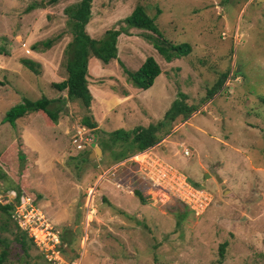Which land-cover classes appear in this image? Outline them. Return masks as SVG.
I'll use <instances>...</instances> for the list:
<instances>
[{
    "label": "rangeland",
    "instance_id": "obj_1",
    "mask_svg": "<svg viewBox=\"0 0 264 264\" xmlns=\"http://www.w3.org/2000/svg\"><path fill=\"white\" fill-rule=\"evenodd\" d=\"M74 1L0 0V153L12 161L0 162L6 170L0 202L13 201L10 190L22 179L41 194L33 201L30 193L21 195L30 204L17 225L33 243L25 253L9 240L7 262L264 264V105L258 98L264 94V0H91L85 24L91 37L124 26L123 18L140 4L163 38L188 42L190 51L165 61L142 37L149 31L127 28L117 36V58L134 70L152 56L160 73L143 90L127 80L116 59L103 64L90 57L88 109L51 85L66 77L63 51L71 35L62 9ZM48 38L49 47L31 48ZM22 57L36 61L37 72ZM179 93L195 109L161 126L158 140L142 153L110 138L114 129L161 121ZM40 96L56 99L50 105L58 109L55 123L39 112L13 125L3 121L10 106ZM84 116L98 136L83 125ZM93 137L101 155L88 159ZM23 147L31 161L26 178L16 158ZM150 160L175 169L172 191L148 178Z\"/></svg>",
    "mask_w": 264,
    "mask_h": 264
},
{
    "label": "trees",
    "instance_id": "obj_2",
    "mask_svg": "<svg viewBox=\"0 0 264 264\" xmlns=\"http://www.w3.org/2000/svg\"><path fill=\"white\" fill-rule=\"evenodd\" d=\"M56 1L57 0H49V2ZM90 1L91 0H76L66 4L62 9L66 16L68 31L71 35L70 39L66 42L63 51L65 56L64 67L66 71V77L60 81H53L51 83L55 89L65 90L66 97L68 99H79L83 107L86 109L89 108L91 99V94L87 86V63L90 57L99 59L103 64L109 62L110 59H116L121 66L122 71L125 73L127 80L134 87L143 90L149 88L152 85L155 77L160 73V67L152 56H146L134 70H129L126 68L122 60L117 58V36L122 31L127 33V28H138L149 31L142 33V37L152 45V47L164 58L165 61H171L172 59L183 56L190 51V44L188 42L172 43L163 38L154 24V17L149 16L145 12L144 7L140 4H136L131 12L123 18L125 23L124 26L119 27L118 29H106L100 38L91 37L88 31L85 29V24L88 22L90 17ZM52 40L53 38H48L39 42H35L31 44V48L34 51H41L49 47ZM20 62L30 71L37 72L36 67L38 63H36V61L27 57H22ZM224 77L225 74H222L215 81V83H213L212 87L207 90L205 99L210 97L212 93L221 85ZM179 94L181 97L175 98L171 101L170 106L164 112L161 121H158L155 124L149 123L146 126H135L130 131L117 128L108 132V134L111 136L110 138L114 141L119 138L121 140H127L131 142L129 144L134 146L133 150L135 151H140L153 145L158 140V132L160 131L161 126H164L167 122L174 121L177 117H180V119H185L189 113L195 109V106L188 105L182 99L184 94ZM258 98L259 101L264 105V94L259 95ZM55 101L56 99H51L46 96H40L36 99L25 97L22 99V101L10 106L5 111L3 121L13 125L14 121L18 117L24 116L27 112H39L44 117H46L48 121L55 123L58 117V109H54L50 106ZM82 123L84 126L90 128L95 136H98V132L94 126L95 124L88 118V116H84L82 118ZM16 158L17 163L22 166L19 175L21 178H26L28 167L31 163L26 147H23V149L17 151ZM122 158H117V161L121 160ZM0 162L1 164L4 162L8 166L12 163L11 156L9 157L4 153V151H2L0 153ZM1 164L0 178H4L6 175V170L2 168ZM20 184L21 185H18L17 183V187L15 188L14 185V187L10 190L14 192L12 197L13 201L7 203L0 202V215H2V217L0 216V231H3V233H10L12 235L10 239L6 235H2V237H0V264H9L7 262L8 247L10 245L9 240L18 244V246L25 253L29 247V244L33 243L32 238L28 237L27 233L19 228L11 213L13 211L12 209L14 208L13 206L17 205L21 200V195L30 193L27 195H29L31 201H33L35 198L40 199L41 194L35 190L32 191V187L30 186V183L27 181V179H22V181L20 180ZM193 184L198 186V184L195 182H193ZM133 192L139 197L141 201H143L138 190H134ZM225 245L226 241L222 242L219 246L220 258L218 262H220V260L223 258V250ZM10 264L28 263H23L22 261L18 260Z\"/></svg>",
    "mask_w": 264,
    "mask_h": 264
},
{
    "label": "built area",
    "instance_id": "obj_3",
    "mask_svg": "<svg viewBox=\"0 0 264 264\" xmlns=\"http://www.w3.org/2000/svg\"><path fill=\"white\" fill-rule=\"evenodd\" d=\"M81 140H82V138H81ZM140 153H142V152H140ZM183 153L188 154V151H186V149H183ZM144 169H145L144 171H146V170L148 171V178L153 181V185H156L158 183H164L166 185L167 189H169L170 191L173 190V188L169 187V185H171V181L175 180L176 174H175V169H173L169 164H167L166 162H163V161L150 160V161H146V165H144ZM144 171H140V173L145 174ZM184 183L185 182H183V181L182 182L178 181V184L185 185L186 183L185 184ZM182 185H180L179 187L182 188L183 187ZM179 187H176V189L177 188L179 189ZM191 195L193 197H195L199 202L201 201L199 199V195L197 196L193 193H191ZM196 199H190V200L195 201ZM28 200L22 201V199H21L20 203H18L17 205L14 206V210L12 211V217L15 219V221L17 223L21 219L20 214H22L23 210L26 209V205L30 204ZM196 204H200V203H196ZM17 206H18V208H16ZM55 240H56V238H55Z\"/></svg>",
    "mask_w": 264,
    "mask_h": 264
},
{
    "label": "water",
    "instance_id": "obj_4",
    "mask_svg": "<svg viewBox=\"0 0 264 264\" xmlns=\"http://www.w3.org/2000/svg\"><path fill=\"white\" fill-rule=\"evenodd\" d=\"M90 144H91L92 150L90 151L89 156L87 158L91 159L92 157L101 155L100 148L95 144V137H93V140L91 141ZM217 179L220 180L218 177Z\"/></svg>",
    "mask_w": 264,
    "mask_h": 264
},
{
    "label": "clouds",
    "instance_id": "obj_5",
    "mask_svg": "<svg viewBox=\"0 0 264 264\" xmlns=\"http://www.w3.org/2000/svg\"><path fill=\"white\" fill-rule=\"evenodd\" d=\"M76 140V139H75ZM74 140V141H75ZM93 140V139H92ZM77 142H80V145H82V140H79V141H77ZM76 143V142H75ZM95 144H96V142H95ZM97 145V144H96ZM90 146H91V144H90ZM98 146V145H97ZM99 147V146H98ZM100 148V147H99ZM144 150H146V149H143V150H140V151H137V153H140V152H142V151H144ZM22 197V196H21ZM17 223V222H16ZM18 224V223H17Z\"/></svg>",
    "mask_w": 264,
    "mask_h": 264
},
{
    "label": "crops",
    "instance_id": "obj_6",
    "mask_svg": "<svg viewBox=\"0 0 264 264\" xmlns=\"http://www.w3.org/2000/svg\"><path fill=\"white\" fill-rule=\"evenodd\" d=\"M92 58H93V57H92ZM100 68H101V67H100ZM95 70H96V73H97V70H98V69L95 68ZM110 91H111V90H110ZM126 93H127V91H126ZM128 95H129V94H128ZM124 96H125V95H124Z\"/></svg>",
    "mask_w": 264,
    "mask_h": 264
}]
</instances>
